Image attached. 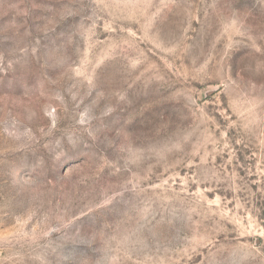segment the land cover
I'll return each instance as SVG.
<instances>
[{
  "label": "rangeland",
  "instance_id": "rangeland-1",
  "mask_svg": "<svg viewBox=\"0 0 264 264\" xmlns=\"http://www.w3.org/2000/svg\"><path fill=\"white\" fill-rule=\"evenodd\" d=\"M0 264H264V0H0Z\"/></svg>",
  "mask_w": 264,
  "mask_h": 264
}]
</instances>
